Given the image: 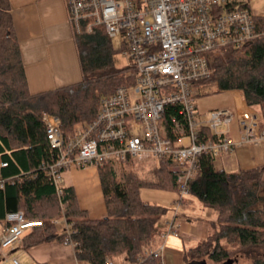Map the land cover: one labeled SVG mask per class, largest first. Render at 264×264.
<instances>
[{
	"label": "trees",
	"instance_id": "16d2710c",
	"mask_svg": "<svg viewBox=\"0 0 264 264\" xmlns=\"http://www.w3.org/2000/svg\"><path fill=\"white\" fill-rule=\"evenodd\" d=\"M261 34L251 42L224 50L212 60L209 77L197 83H215L219 91L239 89L247 106L264 112V16H254ZM82 77L54 89L31 93L8 0H0V221L7 211H22L42 224L25 232L24 249L48 239L64 241V224L71 222V239L79 262L105 264V258L137 261L145 244L160 233V220L168 208L140 197L144 185L177 190L176 170L171 161L160 160L156 179H142L126 164L109 161L98 168L105 214L89 217L77 203L71 185L57 191L46 175L54 150L46 139L43 113L60 119L61 132L71 134L76 126L91 121L102 95L123 83L113 62L112 39L99 26L93 33L75 35ZM209 133V130L205 129ZM211 153H202L188 181V193L202 206L215 211L207 235L183 249L182 263L264 264V166L226 171ZM119 169L117 173L116 169ZM148 256L143 264H157Z\"/></svg>",
	"mask_w": 264,
	"mask_h": 264
},
{
	"label": "built area",
	"instance_id": "2783aa9c",
	"mask_svg": "<svg viewBox=\"0 0 264 264\" xmlns=\"http://www.w3.org/2000/svg\"><path fill=\"white\" fill-rule=\"evenodd\" d=\"M74 32L93 33L102 26L111 38L119 39V50L130 63L121 71L123 83L99 99L94 118L64 136L60 119L43 113L46 139L54 150L46 175L57 191L63 171L70 167L152 156L171 161L176 170L177 197L170 204L172 215L161 231L162 242L145 244L137 261L148 256L163 259L164 241L178 235L175 217L182 199L189 195L188 181L197 158L209 152L215 160L241 143H263L264 126L256 113L240 114L238 140L228 136L232 113L215 108L206 120L196 111L194 87L211 74L212 60L230 48H238L259 36L247 0H66ZM209 130V133L204 130ZM7 164L0 160V169ZM2 185V182H0ZM64 224V244L75 247L71 222ZM42 224L26 218L22 211H7L0 233V259L22 235ZM105 264H114L109 257Z\"/></svg>",
	"mask_w": 264,
	"mask_h": 264
},
{
	"label": "crops",
	"instance_id": "0c3cea01",
	"mask_svg": "<svg viewBox=\"0 0 264 264\" xmlns=\"http://www.w3.org/2000/svg\"><path fill=\"white\" fill-rule=\"evenodd\" d=\"M14 32L20 49V56L28 89L31 93L54 89L77 82L82 77L79 57L75 45L74 28L69 21L66 0H8ZM255 16H264V0H247ZM213 91L217 92V86ZM221 103L217 108H228L232 120L228 127V136L238 140L240 135L239 117L246 109L252 110L258 117L261 113L246 105L243 92L239 89L221 91ZM216 164L226 171L264 166L263 143H241L232 151L221 155ZM63 184L74 189L77 203L86 210L89 217L97 218L105 214L103 195L100 187L98 168L94 165L70 167L63 171ZM176 198L175 192L169 202ZM170 202V203H171ZM172 212L160 220V233L153 241L162 242L161 231ZM216 213L204 207L191 195L185 196L178 208L174 227L178 235H168L164 241L163 259L165 264H181L183 249L194 245L204 238L209 223L214 221ZM3 220L0 221V233ZM7 257H15L20 264H80L74 248L57 239H48L29 249H24L20 240L6 251ZM114 264H127L122 257L113 258ZM89 264L88 262H82ZM0 264H13L10 259H0Z\"/></svg>",
	"mask_w": 264,
	"mask_h": 264
},
{
	"label": "rangeland",
	"instance_id": "374dc122",
	"mask_svg": "<svg viewBox=\"0 0 264 264\" xmlns=\"http://www.w3.org/2000/svg\"><path fill=\"white\" fill-rule=\"evenodd\" d=\"M113 45V62L114 65L118 68H124L129 65L130 59L129 57L122 54L119 50V39L113 38L112 39ZM195 93V104H196V111L198 112L201 119L206 120L209 117V113L211 110L217 108V104L221 103V94L223 92H214L213 85L208 83H198L194 87ZM259 115L261 124H264V112H260ZM158 162L152 156L146 157L144 159H135L134 164L132 166L125 165L123 168L126 171L132 170L138 174V176L142 179L152 181L156 179V166ZM219 166V165H218ZM117 173H119V169H116ZM176 194V191L168 190L162 187L151 186V185H144L140 188V197L148 202L157 203L159 205L165 206L170 208V202L168 201L172 193ZM177 197V194H176ZM214 211V210H212ZM215 212V211H214ZM154 244V242H153ZM195 262H199L198 260H194ZM80 264H83L82 262Z\"/></svg>",
	"mask_w": 264,
	"mask_h": 264
},
{
	"label": "water",
	"instance_id": "95a60500",
	"mask_svg": "<svg viewBox=\"0 0 264 264\" xmlns=\"http://www.w3.org/2000/svg\"><path fill=\"white\" fill-rule=\"evenodd\" d=\"M232 263V259H227L226 261L222 262V264H231ZM188 264H199L198 262L192 261Z\"/></svg>",
	"mask_w": 264,
	"mask_h": 264
}]
</instances>
